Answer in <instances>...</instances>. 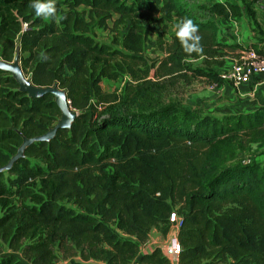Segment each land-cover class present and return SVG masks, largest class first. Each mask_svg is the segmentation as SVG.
Listing matches in <instances>:
<instances>
[{"label": "trees", "instance_id": "obj_1", "mask_svg": "<svg viewBox=\"0 0 264 264\" xmlns=\"http://www.w3.org/2000/svg\"><path fill=\"white\" fill-rule=\"evenodd\" d=\"M244 5L260 27L251 2ZM55 8V19L47 20L35 15L30 0H0V59L12 62L20 45L24 74L38 87L57 84L78 112L71 130L33 143L0 173V264H56V249L66 260L80 258L71 264H170L161 248L143 253V246L153 229L168 236L175 213L179 264H264V160L234 164L251 144H264V107L218 119L165 102L178 79L219 81L207 68L226 51L264 56V45L221 42L208 19L238 21L242 7L55 0ZM114 14V29H126L115 40L118 48L93 34ZM174 18L198 25L203 51L185 52L176 35L166 44L161 32L162 56L145 58L153 25ZM126 75L132 82L120 92L103 91V79ZM60 117L52 94L29 98L0 70V167L23 142L17 130L40 136Z\"/></svg>", "mask_w": 264, "mask_h": 264}, {"label": "rangeland", "instance_id": "obj_2", "mask_svg": "<svg viewBox=\"0 0 264 264\" xmlns=\"http://www.w3.org/2000/svg\"><path fill=\"white\" fill-rule=\"evenodd\" d=\"M188 1V0H187ZM193 7L202 5L210 6L215 1L220 2H232L239 4L242 7V17L249 22L252 26V35L244 40L236 41L237 35L233 34L232 26L233 20H223L217 17L208 18L211 21L215 22L218 26V31L220 32L221 42H228V31L231 32L230 37L234 39V42L238 43L244 47L252 45L254 48H261V42L264 40V31L262 27H255L249 16L246 12L245 2L250 1L252 4V9L256 14V18H264V6L263 0H189ZM118 18L114 14L112 20L108 22L107 28L94 27L93 34L95 39L100 43H105L112 45L114 48H118V44L115 43V40L120 36L121 33H125L126 29L121 27L118 31L114 29V21ZM49 20L50 18H46ZM258 21V20H257ZM181 21L174 18L172 21H167L163 25H153L155 31L150 32L148 36V42L146 43L143 56L149 60L162 56L160 49L158 47V36L163 33V41L170 42L174 35H176L177 25ZM259 24V23H258ZM260 26V25H259ZM224 30V31H223ZM239 32V31H238ZM223 34V35H222ZM239 34V33H237ZM223 36V37H222ZM243 50L237 51H226L224 56L215 59L214 64L211 67H208L207 70L216 75L219 79L217 82H212L206 78H188L178 79L175 84H170L167 95L165 96V102L169 104L178 105L189 111H195L203 116H209L212 118H222L225 115L230 114V112H235V107L241 104L240 100L242 96L244 98H250L249 94L253 96V90L251 92H245L242 94L241 87L235 86L230 80L224 79L223 76L232 71L235 65L239 62L242 56ZM190 65L195 68H205V64L202 60H189ZM131 78L126 75L119 78L117 81L103 79L101 82V87L103 91L112 93L120 92L123 86L126 83H131ZM248 83V82H246ZM244 84V83H243ZM242 84V85H243ZM241 85V86H242ZM240 89V90H239ZM244 111V110H243ZM263 161L264 160V144L260 145L258 143H253L249 146V149L246 152H240L237 159L234 161V164L238 163H250L252 161ZM34 163H40L39 160H33ZM39 189V188H38ZM67 208H71L76 211H80L73 200H65L63 203ZM173 220L176 223V226L172 228L167 237H163L159 232L153 229L150 233L149 241L143 246V253H149L155 248H161L164 254L169 258L170 264H179L178 263V254L180 247L177 240V233L179 228L180 219L175 213L173 215ZM57 251L58 260L56 264H71L77 261H80L78 257H72L68 260L64 259L62 253ZM13 254L12 251L6 249L5 255ZM19 258H21L20 253H15ZM96 264H103L101 262H96ZM207 264V263H204Z\"/></svg>", "mask_w": 264, "mask_h": 264}, {"label": "water", "instance_id": "obj_3", "mask_svg": "<svg viewBox=\"0 0 264 264\" xmlns=\"http://www.w3.org/2000/svg\"><path fill=\"white\" fill-rule=\"evenodd\" d=\"M0 70L5 73H10L18 83L19 91L21 93L27 94L29 98L37 99L46 94H52L61 111V117L59 118L57 124L50 128L49 131L43 135L28 138L23 136L20 130H17V132L22 136L23 142L18 148L17 153L10 158L9 162L6 165L0 167V173H4L11 170L17 161L25 157L27 148L33 143L50 142L56 137L57 131L59 129L71 130L73 123L78 116V112L71 109L70 101H68L67 98V92L60 89L57 84L52 87H38L32 83L31 78L24 74L21 65L20 45L17 47L15 58L12 62H6L0 59Z\"/></svg>", "mask_w": 264, "mask_h": 264}, {"label": "crops", "instance_id": "obj_4", "mask_svg": "<svg viewBox=\"0 0 264 264\" xmlns=\"http://www.w3.org/2000/svg\"><path fill=\"white\" fill-rule=\"evenodd\" d=\"M257 20H258L260 27H262L264 31V18L259 17ZM232 23H233L232 30H234L233 34L237 35L236 41L244 40L245 38H248L253 34L252 26H250L249 22L246 21L243 17H240L238 21H234ZM230 35H231V32L229 34V31H228V40H227L228 43L234 42V39L230 37ZM219 36H220V32H219ZM261 45H264V43H262ZM241 85L239 86L241 87L240 92H242V94H244L245 92H251L253 90V96L250 94H249L250 98H244V96H242L243 100H240L241 104L235 107L234 113L238 111H243V110L247 111L254 107H259V106L264 107V76L254 77L248 83H244L242 86Z\"/></svg>", "mask_w": 264, "mask_h": 264}, {"label": "clouds", "instance_id": "obj_5", "mask_svg": "<svg viewBox=\"0 0 264 264\" xmlns=\"http://www.w3.org/2000/svg\"><path fill=\"white\" fill-rule=\"evenodd\" d=\"M30 6L34 9L35 15L55 19V0H30ZM176 36L180 40L182 47L187 53H201L200 36L198 35V25L191 19H184L177 25Z\"/></svg>", "mask_w": 264, "mask_h": 264}, {"label": "built area", "instance_id": "obj_6", "mask_svg": "<svg viewBox=\"0 0 264 264\" xmlns=\"http://www.w3.org/2000/svg\"><path fill=\"white\" fill-rule=\"evenodd\" d=\"M257 76H264V56L258 54L255 49H249L242 52L239 62L223 78L230 80L235 86H239Z\"/></svg>", "mask_w": 264, "mask_h": 264}]
</instances>
